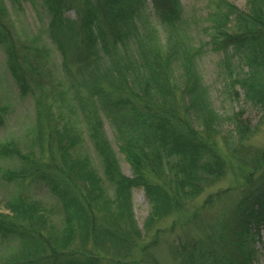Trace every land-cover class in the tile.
Returning <instances> with one entry per match:
<instances>
[{"label": "trees", "instance_id": "trees-1", "mask_svg": "<svg viewBox=\"0 0 264 264\" xmlns=\"http://www.w3.org/2000/svg\"><path fill=\"white\" fill-rule=\"evenodd\" d=\"M40 2L49 16L48 39L61 58V77L49 88L40 64L45 49L15 39L0 0L5 69L18 96L31 97L35 109L26 136L0 145V156L18 164L0 174L14 187L0 202L6 247L0 264H160L153 253L162 223L176 225L184 212V227L196 228V235L172 247L177 264H253L254 240L264 230V148L248 164L237 163L234 188L208 196L192 213L189 206L229 170L219 145L228 154L246 148L264 121V0H248L245 10L209 0L206 46L221 55L245 102L261 114L256 125L240 112L229 117L230 140L222 137V116L198 68L201 48L183 29L179 0ZM69 9L76 20L65 17ZM67 106L83 129L73 111L62 110ZM104 122L131 177L120 170ZM81 130L100 173L80 153ZM37 186L55 206L33 194ZM134 189L143 190L150 207L143 234L132 213ZM231 192L227 214L206 217Z\"/></svg>", "mask_w": 264, "mask_h": 264}, {"label": "rangeland", "instance_id": "rangeland-1", "mask_svg": "<svg viewBox=\"0 0 264 264\" xmlns=\"http://www.w3.org/2000/svg\"><path fill=\"white\" fill-rule=\"evenodd\" d=\"M248 0H227V2L233 4L240 10H245ZM179 4L183 10V29L190 37V41L201 48V57L198 60V68L201 74L204 85L206 86L209 97L212 102L214 110L222 116L223 126L221 131L222 137L230 140V122L229 117L236 113H242V120L249 121L252 125H256L260 119L261 114L256 111L250 104L246 103L243 94L239 88L233 84L229 73L232 71L226 70V66L221 64V55L210 51L206 46L208 37L206 35V15L208 14L209 0H179ZM4 5L7 10V18L13 25V36L16 40L29 43L34 47L45 49L46 57L41 60V68L48 71L45 85L49 88L57 85L60 79V64L61 58L56 51L53 44L50 42L47 36V28L49 24V16L42 7L40 0H4ZM146 12L150 8V2L146 3ZM65 17L70 20H76V14L73 9H69L65 13ZM152 25H156L160 33L163 30L158 27L157 22L152 18L149 20ZM5 56L0 49V108L3 110L4 125L0 128V145L6 141H17L23 139L22 137L33 127L35 123V109L33 99L31 97L21 99L18 96L16 87L10 78L7 70L5 69ZM73 110L74 108L62 107V110ZM73 113L72 119L81 126L84 127L80 120H77L76 115ZM264 121L260 124V130L254 137L247 143L246 148L231 152L228 154L225 147L221 143L219 145V151L230 165L229 170L226 172L224 178L220 183L215 186L206 189L205 192L198 197L190 206L189 212H194L193 209L199 208L208 196L217 192L234 188L239 180L237 173V163L240 160L248 164L255 151L264 148ZM104 129L106 136L116 154L121 172L131 177V171L128 164L125 162L123 156L118 152L117 145L114 140L113 132L107 122H104ZM83 144L80 149L81 155H88L92 161L94 167L100 173V167L97 165L96 156L93 152L91 144L86 136V132L81 130ZM218 142H222L218 140ZM231 142V141H230ZM26 149V148H24ZM237 158H239L237 160ZM18 164L15 161H10L5 157L0 156V174L5 169H16ZM238 180V181H237ZM14 190L13 186H9L0 179V202L6 199V197ZM232 191V190H231ZM232 193V192H231ZM230 193V194H231ZM33 194L37 196L44 204L52 207L55 206L54 199L50 196L44 186H37L33 189ZM233 193L221 201L214 204V207L208 210L207 216L209 218H215L216 215L227 214L229 211L234 197ZM131 207L137 228L143 234V225L149 214V204L145 198L142 189H134L131 195ZM54 208V207H53ZM2 209V204H0ZM1 213V210H0ZM185 213V212H184ZM179 215L174 218L177 222L176 225H171V219H168L162 223L163 235L160 238L159 245L155 249L153 256L160 264H177L171 254L172 247L177 243H184L193 236L196 235L195 231H190L189 227H184L183 220L187 213ZM54 214V212H53ZM197 221V225L199 224ZM211 224V222H209ZM256 259L253 264H264V230H260L259 238L254 240ZM226 250V249H225ZM6 252V247L0 243V256Z\"/></svg>", "mask_w": 264, "mask_h": 264}]
</instances>
